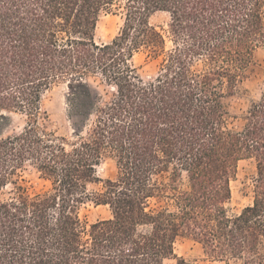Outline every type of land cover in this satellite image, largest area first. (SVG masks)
I'll return each instance as SVG.
<instances>
[{"label": "trees", "instance_id": "obj_1", "mask_svg": "<svg viewBox=\"0 0 264 264\" xmlns=\"http://www.w3.org/2000/svg\"><path fill=\"white\" fill-rule=\"evenodd\" d=\"M112 7L124 24L99 44ZM259 48L264 0H0V127L6 111L27 115L0 130V264H190L182 238L225 264H264V89L240 126L229 106ZM140 52L154 74L132 63ZM61 84L70 136L44 123L43 95ZM245 159L253 201L231 213ZM106 160L116 174L100 179ZM28 167L41 190L22 183ZM91 202L112 216L90 223Z\"/></svg>", "mask_w": 264, "mask_h": 264}, {"label": "rangeland", "instance_id": "obj_2", "mask_svg": "<svg viewBox=\"0 0 264 264\" xmlns=\"http://www.w3.org/2000/svg\"><path fill=\"white\" fill-rule=\"evenodd\" d=\"M170 21V16L165 12H157L150 18V22L159 29L166 28ZM124 24L123 13L116 7L103 11L100 15L95 39L99 44L111 42L121 31ZM146 55L143 52L136 53L132 63L136 66H143L141 72L144 75L154 74L156 66L145 61ZM264 89V48H259L251 63L247 77L241 83L237 93L229 99V106L233 117L231 124L240 126L243 124L242 116L249 108L251 102L260 97ZM68 88L65 84L55 86L43 95L42 105L49 113V120L44 121L49 130H54L59 135L70 136L72 133L71 122L68 119ZM7 119L3 120L0 130L4 128V135L17 133L23 130L26 125L27 115L20 112H5ZM116 174V166L112 160H106L97 167V177L108 179ZM23 184L31 191L41 190L45 187V182L39 178L38 174L28 167L21 172ZM256 176V163L253 159L240 161L236 178L232 181L233 198L230 204V212L237 213L253 201V183ZM102 182L90 184L92 192L102 188ZM12 189L9 185L4 191L6 195ZM87 220L92 223L101 219L110 218L111 210L106 205H96L91 202L84 210ZM176 254L185 258L190 264H225L214 260L207 254L203 245L192 238H182L176 243ZM176 259H169L166 264H176Z\"/></svg>", "mask_w": 264, "mask_h": 264}]
</instances>
